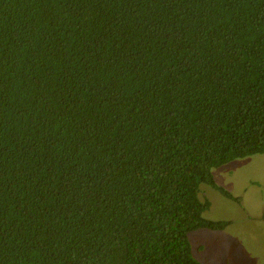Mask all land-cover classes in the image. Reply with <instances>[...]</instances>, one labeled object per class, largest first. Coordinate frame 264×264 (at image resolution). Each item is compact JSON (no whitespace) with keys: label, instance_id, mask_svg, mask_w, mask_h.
I'll return each mask as SVG.
<instances>
[{"label":"trees","instance_id":"16d2710c","mask_svg":"<svg viewBox=\"0 0 264 264\" xmlns=\"http://www.w3.org/2000/svg\"><path fill=\"white\" fill-rule=\"evenodd\" d=\"M262 152L264 0H0V264H206Z\"/></svg>","mask_w":264,"mask_h":264},{"label":"rangeland","instance_id":"374dc122","mask_svg":"<svg viewBox=\"0 0 264 264\" xmlns=\"http://www.w3.org/2000/svg\"><path fill=\"white\" fill-rule=\"evenodd\" d=\"M212 173L239 201L200 185V198L211 203L203 216L231 223L223 230H191L193 256L206 264H264V152L233 159Z\"/></svg>","mask_w":264,"mask_h":264}]
</instances>
